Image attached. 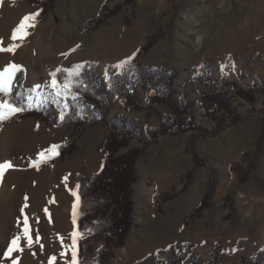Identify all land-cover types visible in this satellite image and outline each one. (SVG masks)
Instances as JSON below:
<instances>
[{
    "label": "rangeland",
    "instance_id": "rangeland-1",
    "mask_svg": "<svg viewBox=\"0 0 264 264\" xmlns=\"http://www.w3.org/2000/svg\"><path fill=\"white\" fill-rule=\"evenodd\" d=\"M105 2L57 0L43 21L36 16L25 22V16L40 14L42 5L0 0V47L15 46L11 52L0 51V71L10 64L26 68L25 85L33 89L27 103L47 95L51 75L60 67L93 61L102 81L108 83L107 77L119 73L153 35L162 36L142 62L151 69L179 72L177 87L186 84L192 99L209 91L206 84L192 80L195 76H203L219 88L232 80L249 86L264 80V0H134L128 5L125 0H114L108 7L121 5L119 14L97 30L88 29L87 23L98 17ZM21 23L34 26L23 30L27 33L23 38L13 39ZM123 60L127 61L121 63ZM139 93L144 99L141 86ZM108 104L109 128L118 115L131 117L143 128H159L158 118L148 117L146 111H127L122 98L109 96ZM239 104L245 120L238 125L216 135L187 132L163 136L141 156L139 179L133 186L135 223L110 264H135L153 254L154 245L168 235L156 225L161 221L171 225L170 217L196 242L195 252L204 262L211 259L212 246L218 242L224 247L223 264H240L244 257L264 250V105L261 97L254 111L243 101ZM67 107V102L60 104L49 122L26 118L0 132V164H11L0 176V251L2 256L14 255L19 264H75L76 179L79 174L91 179L100 171L104 162L101 144L110 130L101 123L85 129L74 152L62 158L58 147L68 144L77 131L74 125L58 124ZM199 107L197 121L212 132L216 126L204 119ZM153 110L162 118L170 113L160 104H154ZM194 137L195 154L208 159L211 168L199 167L189 190L183 192L185 176L195 167ZM140 145L132 140L121 153ZM53 146L58 154L51 151ZM210 153L246 154L242 161L227 165L225 160L212 162L207 156ZM216 162L218 168L213 165ZM237 163L246 171L245 181L232 170ZM213 169L218 185L212 205L185 227L184 218L200 204ZM166 193L174 199L166 202L162 197ZM25 227L31 244L24 235ZM17 237L22 250L9 254ZM101 245L98 239L93 242L96 258Z\"/></svg>",
    "mask_w": 264,
    "mask_h": 264
},
{
    "label": "trees",
    "instance_id": "trees-1",
    "mask_svg": "<svg viewBox=\"0 0 264 264\" xmlns=\"http://www.w3.org/2000/svg\"><path fill=\"white\" fill-rule=\"evenodd\" d=\"M16 1L42 5L36 19L43 21L57 0ZM111 1L114 0H106L98 17L87 23L88 29L97 30L108 19L119 14L122 6L118 5L111 9L108 7ZM125 2L128 5L134 0H125ZM161 36L149 37L147 44L122 66L119 73L107 77L108 83L102 81L98 66L93 61L73 65L70 68L60 67L53 73H55L57 88H63L64 83H69L67 94L57 96V88L51 84L49 92L41 101L30 104L25 100L33 93V89L26 87L27 70L24 66H19L20 70L14 75L10 93H0L4 100L21 109L11 117L0 121V132L6 125L26 118L49 122L50 114L57 110L60 104L69 103L62 118L58 119V124L74 125L77 131L68 139V144L63 143L58 147L62 158L74 152L75 143L85 129L98 123L109 128V96L122 98L127 111H146L148 117L158 118L159 128H143L131 117L118 115L112 121L113 127L109 128L110 132L101 144L104 162L100 171L91 179L82 174L77 176L74 191L77 252L75 264H110L116 251L125 246L135 223L133 186L139 179L137 162L152 143L163 136L172 134L179 136L187 132L199 133L200 136L219 134L245 120V116L240 111V101L247 104L253 111L256 109L259 97L262 98L264 105V80L257 81L252 86L232 80L219 88L207 83L203 76H195L192 80L199 84H206L209 91H202L195 99H192L186 84L177 87L179 72L151 69L142 62L144 55L152 49ZM77 66L82 67L75 71ZM51 77L53 81V75ZM139 86L145 95L144 99L139 98L141 96ZM69 92L72 93V97L68 96ZM154 104L165 105L170 109V113L164 118L158 117L153 110ZM198 106L204 119L216 126L212 132L197 121ZM135 139L141 145L121 153L129 148L131 141ZM196 139L197 137H194L191 141L194 154ZM262 139H264V130ZM194 161L195 167L185 176L183 192H187L194 182L196 170L209 165V160L201 158L198 154L194 155ZM232 170L240 176L242 181L246 180V171L241 164H235ZM217 185L216 170L213 169L207 183V191L200 204L184 218L185 227H189L196 218L201 217L211 207ZM162 197L166 202L174 199V195L170 193L163 194ZM158 205L160 206L159 202ZM96 239L102 243L97 252L98 258L95 257L93 250V242ZM195 248L194 243H189L183 250L171 244L166 248L157 249L153 254L135 264H223L224 247L220 242L212 246L211 259L207 262L201 260ZM240 264H264V250H258L253 256L244 257Z\"/></svg>",
    "mask_w": 264,
    "mask_h": 264
},
{
    "label": "snow or ice",
    "instance_id": "snow-or-ice-1",
    "mask_svg": "<svg viewBox=\"0 0 264 264\" xmlns=\"http://www.w3.org/2000/svg\"><path fill=\"white\" fill-rule=\"evenodd\" d=\"M39 15V12L31 14L29 16H25L24 17V21L25 22H31L35 20V17ZM28 26H34V24L28 23H21L15 30L14 34H13V39H16L17 36H19L20 38H23L27 33L24 32L23 30L28 27ZM13 47H9V48H3L0 47V51H13ZM82 66H77V69L75 71H78L79 68ZM20 68L19 66L15 65V64H10L9 66L5 67L3 71H0V93H4V94H9L11 91V83L13 81L14 75L17 71H19ZM53 75V81H52V86L54 88H57V81L55 79V73L52 74ZM69 83H64L63 88H57V92L56 95L60 96V95H66L67 91L69 90ZM21 111V109L17 106H15L14 104L6 101L3 99L2 96H0V121H3L6 118L11 117L12 115H14L16 112ZM56 147L57 146H53V149L51 150L54 154H58L56 152ZM11 164L10 163H4V164H0V176L3 175V170L6 168H10ZM78 187V186H77ZM27 206V205H26ZM25 225H27V217H25V221H24ZM24 235L25 237L28 239L29 244L32 243V238L31 235L29 234V231L27 229V227H25V231H24ZM73 237H75V233L72 234ZM19 237L15 238L12 240L11 242V246L8 248V252L9 254H11L13 251H21L22 249H20L19 247ZM73 245H75L76 240L73 239ZM72 257H73V261L76 260V253L75 251H73L72 253Z\"/></svg>",
    "mask_w": 264,
    "mask_h": 264
},
{
    "label": "crops",
    "instance_id": "crops-1",
    "mask_svg": "<svg viewBox=\"0 0 264 264\" xmlns=\"http://www.w3.org/2000/svg\"><path fill=\"white\" fill-rule=\"evenodd\" d=\"M126 61L127 60H123L121 61V63H125ZM245 154L246 153H232V154L225 153L224 155V153H215V154L210 153L207 156L209 157V159H211L212 162L219 161L220 163L224 162L227 165H231L233 162L242 161ZM222 160H225V161L222 162ZM213 165H215V168H218L220 164L218 165L216 162ZM205 167H206L205 169L211 168L210 165L209 167L208 166H205ZM170 218L173 220L171 225L165 224L163 223V221L159 223L160 226L159 224L156 225L159 228L161 227L164 231H167L168 235L164 237L160 242L154 245L153 248L155 250L159 248H165L171 244H175L179 250H183L189 243H196L191 237L188 236L189 233L186 232L185 229L181 228L180 223L176 218L174 217L173 218L170 217ZM182 235H184V238L182 240L178 239ZM177 241H180V244H178Z\"/></svg>",
    "mask_w": 264,
    "mask_h": 264
},
{
    "label": "bare ground",
    "instance_id": "bare-ground-1",
    "mask_svg": "<svg viewBox=\"0 0 264 264\" xmlns=\"http://www.w3.org/2000/svg\"><path fill=\"white\" fill-rule=\"evenodd\" d=\"M33 24V23H32ZM25 219V218H24ZM25 226V225H24ZM23 226V227H24ZM20 230V229H19ZM25 230V229H24ZM20 233V232H19ZM5 251V250H4ZM3 251H0V263H5V264H19L18 263V258L13 257L14 255L10 256L8 254H4Z\"/></svg>",
    "mask_w": 264,
    "mask_h": 264
}]
</instances>
